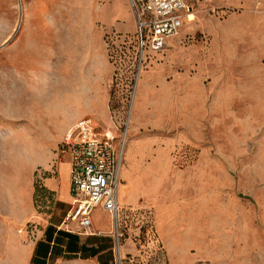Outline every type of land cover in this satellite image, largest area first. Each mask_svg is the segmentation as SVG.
Returning a JSON list of instances; mask_svg holds the SVG:
<instances>
[{
	"label": "rangeland",
	"instance_id": "1",
	"mask_svg": "<svg viewBox=\"0 0 264 264\" xmlns=\"http://www.w3.org/2000/svg\"><path fill=\"white\" fill-rule=\"evenodd\" d=\"M191 7L140 59L127 0H0V264L50 222L82 117L123 144L117 230L91 215L113 264H264V4Z\"/></svg>",
	"mask_w": 264,
	"mask_h": 264
},
{
	"label": "built area",
	"instance_id": "2",
	"mask_svg": "<svg viewBox=\"0 0 264 264\" xmlns=\"http://www.w3.org/2000/svg\"><path fill=\"white\" fill-rule=\"evenodd\" d=\"M135 23L137 52L161 53L166 42L178 36L191 7L185 0H127ZM59 156L69 164L70 209L64 224L74 223L79 233L91 235V215L96 208L107 212L117 230L118 188L123 144L107 132H98L91 117L76 121L65 132ZM120 235L116 232V240Z\"/></svg>",
	"mask_w": 264,
	"mask_h": 264
},
{
	"label": "crops",
	"instance_id": "3",
	"mask_svg": "<svg viewBox=\"0 0 264 264\" xmlns=\"http://www.w3.org/2000/svg\"><path fill=\"white\" fill-rule=\"evenodd\" d=\"M185 2L190 7L196 4H210L215 5L216 8H222L233 4V0H185ZM240 3H246L251 8H256L262 6L264 0H240ZM195 15L191 13L188 17L189 21L186 17L183 19L178 36L185 29L188 30L187 26L195 20ZM257 19H260V17ZM197 27L199 26L195 24V28ZM219 34L226 35L228 32L221 31ZM178 36L168 40L165 49L171 46L170 42L172 40H175L176 44ZM45 188L54 198L52 211L49 215L50 222H46L41 231V238L36 243L19 247L20 251L15 250V260L11 264H113L117 248L114 237L111 235L110 224L105 228H91V235L79 233L74 223L64 224V218L70 209L71 203L69 164L66 156H59V162L56 164V174L46 180ZM129 203L131 202L129 201ZM120 204L118 196V207ZM95 210L105 213L109 219L110 215L107 212L100 208L94 209L93 212H96ZM128 250L126 247L119 249V257H125Z\"/></svg>",
	"mask_w": 264,
	"mask_h": 264
},
{
	"label": "bare ground",
	"instance_id": "4",
	"mask_svg": "<svg viewBox=\"0 0 264 264\" xmlns=\"http://www.w3.org/2000/svg\"><path fill=\"white\" fill-rule=\"evenodd\" d=\"M191 13H192L191 11L188 12V14H187V16H186L187 19H188V17L191 15ZM187 21H189V19H188ZM125 138H126V136H125ZM132 188H133V187H132ZM126 193H127V191H126ZM126 199H127V198H126ZM122 206H123V205H122Z\"/></svg>",
	"mask_w": 264,
	"mask_h": 264
},
{
	"label": "trees",
	"instance_id": "5",
	"mask_svg": "<svg viewBox=\"0 0 264 264\" xmlns=\"http://www.w3.org/2000/svg\"><path fill=\"white\" fill-rule=\"evenodd\" d=\"M118 218H119V216H118ZM39 245H40V243L38 244V247H39Z\"/></svg>",
	"mask_w": 264,
	"mask_h": 264
},
{
	"label": "water",
	"instance_id": "6",
	"mask_svg": "<svg viewBox=\"0 0 264 264\" xmlns=\"http://www.w3.org/2000/svg\"><path fill=\"white\" fill-rule=\"evenodd\" d=\"M21 14V13H20Z\"/></svg>",
	"mask_w": 264,
	"mask_h": 264
}]
</instances>
